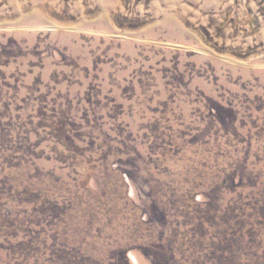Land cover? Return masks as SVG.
I'll return each instance as SVG.
<instances>
[{
	"label": "rangeland",
	"instance_id": "374dc122",
	"mask_svg": "<svg viewBox=\"0 0 264 264\" xmlns=\"http://www.w3.org/2000/svg\"><path fill=\"white\" fill-rule=\"evenodd\" d=\"M0 264H264V0H0Z\"/></svg>",
	"mask_w": 264,
	"mask_h": 264
}]
</instances>
